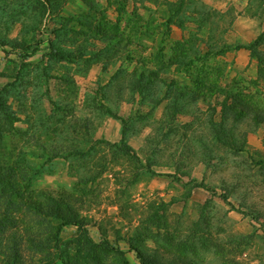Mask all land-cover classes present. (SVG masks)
<instances>
[{
	"label": "rangeland",
	"instance_id": "obj_1",
	"mask_svg": "<svg viewBox=\"0 0 264 264\" xmlns=\"http://www.w3.org/2000/svg\"><path fill=\"white\" fill-rule=\"evenodd\" d=\"M255 13L0 0V264H264Z\"/></svg>",
	"mask_w": 264,
	"mask_h": 264
},
{
	"label": "crops",
	"instance_id": "obj_2",
	"mask_svg": "<svg viewBox=\"0 0 264 264\" xmlns=\"http://www.w3.org/2000/svg\"><path fill=\"white\" fill-rule=\"evenodd\" d=\"M254 1V0H251V2ZM249 4V1H247V5ZM242 18H246L244 15L241 16ZM249 20H251V22L253 24L256 25L255 27V30L257 31V36H256V39L259 38L260 36H263V39H264V13H255V14H252L251 16H249L248 18ZM244 22V21H242ZM255 39V40H256ZM254 40V41H255ZM253 41V42H254ZM51 42L49 43V45L51 46ZM104 44V47H107L109 46L110 44H112V42H109V43H105L103 42ZM113 44H115L113 42ZM251 44V43H250ZM250 44H242L243 46H247V45H250ZM247 49V48H246ZM248 51H251L250 49H247ZM106 73H107V70H106ZM129 104V105H128ZM125 105L127 106H130L131 107V113H128V115L126 116L127 113H125L123 111V109L126 107ZM142 103L140 102V100H132L131 102L129 103H126L122 105L121 107V111L119 113V116L120 117H124V118H127L130 114L136 112L140 107H141ZM137 108V109H136ZM119 121H122V124L120 122H115L113 126H115V128L117 129V132H114V130H112L113 132H111V129L106 131L104 133V137L108 140H111L113 142H119L120 139H122V136L119 134L120 133V129L123 128V120H119ZM121 136V137H119Z\"/></svg>",
	"mask_w": 264,
	"mask_h": 264
},
{
	"label": "trees",
	"instance_id": "obj_3",
	"mask_svg": "<svg viewBox=\"0 0 264 264\" xmlns=\"http://www.w3.org/2000/svg\"><path fill=\"white\" fill-rule=\"evenodd\" d=\"M262 40H263V36H260L253 43H251L250 45H247V46H243V45L241 46L240 45V46H237V48H247V49H250L251 51H253L256 47H258V45H260L262 43ZM4 107H5V103L0 99V111H1V114H2L3 118H4L5 113L7 111V110H4ZM3 127L4 126L2 125V118L0 117V136L1 137H3V135L5 134V131H4Z\"/></svg>",
	"mask_w": 264,
	"mask_h": 264
}]
</instances>
